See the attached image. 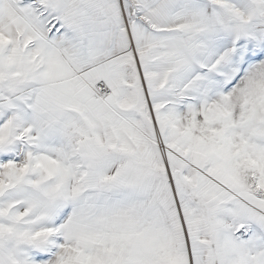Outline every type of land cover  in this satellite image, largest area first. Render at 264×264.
<instances>
[{"label": "snow or ice", "instance_id": "1", "mask_svg": "<svg viewBox=\"0 0 264 264\" xmlns=\"http://www.w3.org/2000/svg\"><path fill=\"white\" fill-rule=\"evenodd\" d=\"M0 264H264V0H0Z\"/></svg>", "mask_w": 264, "mask_h": 264}]
</instances>
